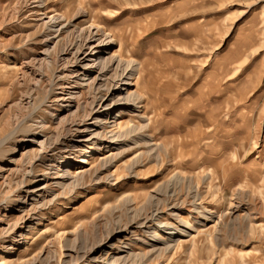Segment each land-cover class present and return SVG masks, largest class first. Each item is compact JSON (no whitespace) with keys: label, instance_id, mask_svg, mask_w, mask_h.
Wrapping results in <instances>:
<instances>
[{"label":"rangeland","instance_id":"1","mask_svg":"<svg viewBox=\"0 0 264 264\" xmlns=\"http://www.w3.org/2000/svg\"><path fill=\"white\" fill-rule=\"evenodd\" d=\"M24 4L0 0V263L115 264L129 254L128 264H264V0H49L38 14ZM45 13L81 29L94 21L117 39L106 57L119 53L138 63L131 91L144 99L137 114L151 118L152 142L163 153L150 161L146 148L136 147L102 180L86 176L76 189L34 198L20 193L22 184L44 186L45 156L57 160L59 147L34 160L39 146L28 141L55 137L61 119L88 101L84 91L70 112H59L58 97L49 94L55 52L74 27L58 50V39L46 45ZM46 50L48 59L34 63ZM116 152L96 151L91 167ZM83 168L90 166L61 171L75 176ZM112 174L115 181L107 180ZM166 200L178 208L168 210ZM155 208L162 212L150 227L122 232ZM157 224L161 240L182 242L146 256L147 233Z\"/></svg>","mask_w":264,"mask_h":264},{"label":"bare ground","instance_id":"2","mask_svg":"<svg viewBox=\"0 0 264 264\" xmlns=\"http://www.w3.org/2000/svg\"><path fill=\"white\" fill-rule=\"evenodd\" d=\"M24 1L28 6L31 5L32 7L34 5V10L32 11L38 14L47 9L49 0ZM44 16L47 21L43 24L44 33L42 42L47 45L54 39H58L55 49H57V45L63 40L62 36L67 32L66 29L71 26L74 27V31H72L69 37V42L66 45L64 44L65 46L62 49L55 52L54 63L56 64V70L54 79H51L48 84L49 94L58 97V103L62 105L59 112H70L75 106V102L83 99L84 91H86L88 101L78 103L76 105V111L72 112V114L69 113L61 119L62 130L55 137H47L41 141L39 140L40 137L36 135L28 141L30 145L39 146L38 153L33 158L34 160H38L40 155L46 154L51 148H55L56 146L59 147V152L57 160L45 156L44 166L48 169L45 168L46 171L43 170L44 175L40 177L41 181L46 184L38 188H35L37 186L35 184L29 186L22 184L20 193H24L26 197L37 198L52 190L61 189L64 191L66 189H76L83 186L86 176L102 180L103 177L101 176L106 171L126 152L134 150L136 147L143 146L146 148L144 155L148 156L150 161L160 158L163 150H161L157 143L152 142L153 137L150 135L152 127L151 118L146 114H137L138 110L142 107L140 105H142L144 97L138 90L131 91V87H136L140 79L137 67L138 63L136 64L133 61L123 59L119 53H113L106 57L117 43V39L111 33L106 34L94 21L90 20L89 25L81 29L76 27L72 22L67 21L63 15H49L45 13ZM77 16H82L81 10H78ZM53 35L54 37H52ZM49 55V50H46L44 53L45 57L42 60L34 59L33 62L42 65L48 59ZM74 90H78L79 92L73 93ZM111 101L112 103L109 104ZM120 109H124V112L120 113ZM81 113H83L82 116L80 115ZM58 115L59 113H56L54 117ZM113 116L114 121L111 123V130L107 133V137V135L103 134V131L109 121L113 119ZM122 116L128 117V120H123ZM126 143L134 146L129 147L130 145H125ZM125 146L129 148L125 149ZM87 148L91 152H87ZM101 150L108 152L116 150L117 152L114 154L110 153L109 157L100 159L98 166L91 167L93 164L89 162L88 158L93 157L96 151L100 152ZM156 155L158 156L155 157ZM79 158L81 159L77 163ZM61 159L63 161L59 162ZM10 162L11 160L7 159L4 164L8 165ZM28 164L29 162L26 163V165ZM75 164L90 166V168H83L75 176L71 174L70 169H63L65 171H61L62 168H70ZM31 165L30 163L29 167ZM1 170L3 169L0 168V172H2ZM31 173L32 170H24L25 175ZM107 178V180L113 181L115 175L112 174ZM116 181L119 182L118 179ZM127 197L128 195H125L123 199ZM152 200L158 199L155 196ZM19 202H22V198ZM133 204L132 201H127L126 205L124 204L129 207L127 208L129 213L133 210ZM178 206L179 204H167V208L170 211L177 209ZM159 208H155L151 214L143 217L139 222L127 225L122 232L127 233L130 231L128 233H134L150 227L154 221L159 220L162 212ZM209 215L212 214L210 213ZM172 217L177 222L182 223L185 228L189 226L188 222L182 219L178 213L175 212L172 214ZM218 224L216 223L215 226L217 227ZM164 228L169 230L171 224L164 225ZM150 230L152 232H148L147 235L152 239V242H150V251L146 253V256L163 252L169 253L175 247V244L179 245L182 242L178 239L172 245L168 244L169 242L167 240H161L159 224L154 225ZM35 231H37V228ZM184 233L185 230L182 229L177 232L180 237ZM22 240H26V238ZM16 243L18 245L23 244L21 240L16 241ZM76 243L77 239L75 241ZM130 259L131 255L128 254L126 257L119 256L115 258L112 263L128 264ZM135 263L144 264V261L137 260L136 258Z\"/></svg>","mask_w":264,"mask_h":264}]
</instances>
